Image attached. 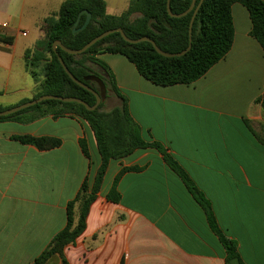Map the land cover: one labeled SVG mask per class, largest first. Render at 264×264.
<instances>
[{
  "label": "crops",
  "instance_id": "1",
  "mask_svg": "<svg viewBox=\"0 0 264 264\" xmlns=\"http://www.w3.org/2000/svg\"><path fill=\"white\" fill-rule=\"evenodd\" d=\"M65 1L0 0V38L10 41L0 40L1 106L39 92L50 60L45 21ZM105 2L109 15L120 16L131 0ZM232 16V49L191 85L157 86L121 55L97 58L112 71L144 138L162 144L208 200L222 234L237 242L240 263L264 264V52L250 35L248 10L235 4ZM113 94L118 107L121 99ZM19 136L62 143L39 149L14 139ZM100 165L94 133L82 119L0 123V264H33L66 227L69 202ZM132 167L142 170L124 173L117 186L121 201H109L116 176ZM64 257L69 264H226L206 210L150 148L110 163L86 229ZM48 264L63 263L55 257Z\"/></svg>",
  "mask_w": 264,
  "mask_h": 264
},
{
  "label": "trees",
  "instance_id": "2",
  "mask_svg": "<svg viewBox=\"0 0 264 264\" xmlns=\"http://www.w3.org/2000/svg\"><path fill=\"white\" fill-rule=\"evenodd\" d=\"M201 0H197V4ZM168 0H131L126 12L120 16L107 13L105 0H66L59 11L46 19L49 27L47 51L50 60L43 68L44 82L39 92L32 99L44 95L78 98L90 106L96 104V97L83 89L66 74L53 50L55 42H61L71 50L82 49L97 36L109 30L121 28L132 40L148 37L164 52L178 54L190 45V24L194 11L180 18H172L167 10ZM192 0H170L173 14L180 15L189 10ZM240 4L250 15V35L260 44L264 52V0H204L193 22L191 49L182 57L166 58L159 55L150 42L138 44L127 43L119 33H114L99 41L84 54L73 56L60 48L57 53L64 60L70 72L81 82L104 95L108 86L121 99V105L105 112L103 104L95 111H88L78 103H63L47 100L35 106L1 117L2 122L29 124L45 117L54 119L70 116L88 123L92 129L101 165L90 184L85 180L77 196L67 206V224L51 241L33 264H48L59 257L63 264H69L64 257V249L74 244L86 229V220L92 203L100 192L107 169L112 161H118L132 155L139 149H155L162 156L167 166L185 183L195 200L204 207L208 215L211 229L219 237L226 250V264L239 258L237 242L225 237L215 220L210 203L198 190L189 175L179 162L167 152L160 143L146 140L141 127L131 117L127 100L116 88L115 77L110 68L97 57L101 54H118L133 64L141 77L162 87L191 85L204 77L218 62L226 57L232 49L235 37L232 7ZM88 11L92 19L87 28L79 33L73 31L80 28L87 15L83 14L77 28L75 23L82 11ZM134 14H139L132 20ZM1 41L10 42L0 38ZM100 67L107 77L93 69ZM32 66L28 62V67ZM99 85V87H98ZM30 100H24L20 104ZM11 107L0 105V112ZM264 109V102L262 103ZM15 140L22 144L33 145L39 149H52L61 146V140L52 137L19 136ZM84 155L90 158L88 144L80 140ZM142 168H124L115 178L107 199L114 203L121 201L117 190L120 178L126 172H138ZM78 215L76 216V209Z\"/></svg>",
  "mask_w": 264,
  "mask_h": 264
},
{
  "label": "water",
  "instance_id": "3",
  "mask_svg": "<svg viewBox=\"0 0 264 264\" xmlns=\"http://www.w3.org/2000/svg\"><path fill=\"white\" fill-rule=\"evenodd\" d=\"M203 2H204V0H201L200 3L197 4V0H192V4H191L189 10H187L183 14L176 15V14H173L172 13L171 6H170V0H168L167 10H168V14L172 18H180V17L186 16L190 12L194 11V15L192 17L191 24H190V45L188 46V48L185 51H183L181 53H178V54H170V53H166V52L162 51L156 45V43L153 40H151L150 38H148V37L140 38V39H137V40H132V39H130V38H128L126 36L125 32L121 28H118V29H115V30H109L107 32H104L103 34H101V35L97 36L96 38H94L93 40H91L88 44H86L82 49H79V50H71V49H68L67 47H65L61 42H55L53 44V50L56 52V54L58 56V60H59L60 64L62 65L63 69L65 70L66 74L77 85H79L83 89H85V90L89 91L90 93H92L96 97V100H97L96 101V104L94 106H90L88 103H86L83 100L78 99V98L60 97V96H54V95H44V96H41V97H39L37 99L30 100V101L24 102L22 104L13 106L12 108H9L7 110L1 111L0 112V118L1 117H5V116H9V115H12V114H15L17 112H20L22 110H25L27 108H30L32 106H35V105H37V104H39L41 102L47 101V100H55V101H60V102H63V103H78V104L83 105L88 111H95V110H97V108L100 106L101 102L105 99V95H100L97 91H95L91 87L87 86L83 82L79 81L70 72V70L67 68V66H66L64 60L62 59V57L60 55H58L57 48H60L61 50H63L67 54H70V55H73V56H79V55L84 54L88 49H90L92 46H94L99 41L105 39L106 37H108V36H110V35H112L114 33H119V34H121L122 38L127 43H129V44H138V43H141V42H150L153 45V47L156 50V52L159 55L163 56V57H166V58L182 57L187 52H189L190 49H191V47H192V45H191V41H192V38H191L192 37V26H193V22H194V19L196 17V14L198 13V11H199L201 5L203 4ZM83 14H86L87 15V18H86L85 22L83 23V25L80 28H78V29H76V30L73 31L74 34L79 33L81 31L85 30L87 28V26L91 22L92 15L88 11L84 10L78 16V19H77V21H76V23L74 25L75 28L78 27V25H79V23L81 21V17H82ZM231 264H241V263H240L239 258H235V259H233L231 261Z\"/></svg>",
  "mask_w": 264,
  "mask_h": 264
},
{
  "label": "rangeland",
  "instance_id": "4",
  "mask_svg": "<svg viewBox=\"0 0 264 264\" xmlns=\"http://www.w3.org/2000/svg\"><path fill=\"white\" fill-rule=\"evenodd\" d=\"M104 95H105V99L101 103L103 104L102 110L106 112L117 105V99L114 97V94L111 89H106L104 91Z\"/></svg>",
  "mask_w": 264,
  "mask_h": 264
}]
</instances>
